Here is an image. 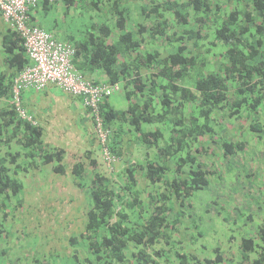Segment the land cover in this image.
Segmentation results:
<instances>
[{"label":"trees","instance_id":"1","mask_svg":"<svg viewBox=\"0 0 264 264\" xmlns=\"http://www.w3.org/2000/svg\"><path fill=\"white\" fill-rule=\"evenodd\" d=\"M141 1L40 0L28 9V24L42 28L59 2L91 12L81 38L62 40L73 45L80 73L95 83H118L126 100L124 108L109 97L100 105L105 146L114 157L106 169L90 151L83 162L66 146L46 143L41 125L19 114L18 108L32 112L22 94L14 103L12 84L30 60L21 34L0 30V264H9L8 240L19 237L12 225L24 207L23 178L33 171L50 172L53 188L55 177L72 175L87 203L80 239L69 240L71 253L49 255L45 263L34 257L32 264H264V224L242 236L230 257L218 246L212 255L196 251L188 242H198L186 241L181 230L188 227L189 199L213 174V158L240 154L239 160L249 137L264 138V0ZM146 37L164 51L145 49ZM137 146L143 158L113 165ZM191 233L197 241L200 232Z\"/></svg>","mask_w":264,"mask_h":264},{"label":"rangeland","instance_id":"2","mask_svg":"<svg viewBox=\"0 0 264 264\" xmlns=\"http://www.w3.org/2000/svg\"><path fill=\"white\" fill-rule=\"evenodd\" d=\"M131 1L134 5L142 2L141 0ZM91 16L90 10L85 5L79 4L67 9L63 2H59L46 12L43 26L46 31H50L61 40H64L66 35H72L77 39L81 38L88 29ZM93 17L96 19L97 15ZM138 18L136 11L133 19ZM146 40L145 49L149 50L158 46L161 51H164L165 47L160 41L150 43L151 40L148 37ZM21 98L22 104H25L22 95ZM109 100L115 108L126 106L121 90L114 91ZM87 117L82 121L81 118L76 120L74 117L75 128L70 129L71 131L63 136H54V138L60 139L56 142L57 144L67 147L68 155H75V158L85 162L88 159L85 153L90 151L91 157L97 160L100 169L101 166L102 169H106L109 167L108 160L88 113ZM88 123L91 125L89 126ZM236 124L233 123L229 127L234 129ZM248 141L244 158L238 160L237 156L240 154H234L230 159L215 156L213 159L216 162L212 167L213 174L208 177V184L189 199L191 206L187 212L190 214L184 218L183 223V225L186 223L188 227L181 230L188 234L186 241L188 238L199 243V245L198 243L193 245L188 242V245L197 247L196 251L202 254L212 255V248L218 246L222 252L224 250L226 256L230 257L237 253L242 236H253L258 225L264 224V167L261 164L264 138L249 137ZM126 142L125 136L124 143ZM128 148L121 158L113 163L118 169L123 167L128 159L143 158L144 148L139 146L133 149ZM110 156L114 160L113 155L110 154ZM72 160L73 158L70 159L69 164ZM65 163L69 167L67 160ZM63 178L60 182L56 177L54 178L56 188H53L50 172L33 171L23 178L25 188L21 197L24 207L12 225V232L19 237L8 240L11 249L9 248L6 252L5 258H8L5 260L6 263L32 264L29 261L34 257L42 259L45 263V261H51L49 255L55 254L65 258L74 249L69 240L70 237L80 239L87 198L75 185L72 175L71 177L63 176ZM197 231L200 232V236H197L195 241L196 238L191 232ZM3 245L0 239V248ZM202 245L205 246L202 247Z\"/></svg>","mask_w":264,"mask_h":264},{"label":"built area","instance_id":"3","mask_svg":"<svg viewBox=\"0 0 264 264\" xmlns=\"http://www.w3.org/2000/svg\"><path fill=\"white\" fill-rule=\"evenodd\" d=\"M39 1L0 0V20L9 29L21 34L30 60L29 64L24 66L14 78L12 84L14 103L19 105V97L23 90H41L51 84L59 86L63 92L79 99L94 119L93 128L109 165L113 161L105 146L109 131L102 125L100 105L114 91H118L120 85L95 83L86 78L72 63L75 49L71 43L55 38L52 33L38 25L28 24L29 6ZM18 111L22 117L29 119L24 110L18 108Z\"/></svg>","mask_w":264,"mask_h":264},{"label":"crops","instance_id":"4","mask_svg":"<svg viewBox=\"0 0 264 264\" xmlns=\"http://www.w3.org/2000/svg\"><path fill=\"white\" fill-rule=\"evenodd\" d=\"M6 27L7 25L3 21L0 22V30L6 29ZM21 94L25 99V105L30 107L32 112L28 116L43 128V139L46 143L49 142L45 139L55 144L60 139H55L54 136H63L66 132L69 133L70 129L75 128L74 117L76 120L81 118V121L88 118V112L80 100L63 92L57 85L51 84L41 90H25Z\"/></svg>","mask_w":264,"mask_h":264},{"label":"clouds","instance_id":"5","mask_svg":"<svg viewBox=\"0 0 264 264\" xmlns=\"http://www.w3.org/2000/svg\"><path fill=\"white\" fill-rule=\"evenodd\" d=\"M59 40H61V39H59ZM68 43H69V42H68ZM119 90H120V88H119ZM109 98H110V96H109ZM109 98H108V99H109ZM109 165H110V164H109ZM228 262H229V260H228Z\"/></svg>","mask_w":264,"mask_h":264}]
</instances>
